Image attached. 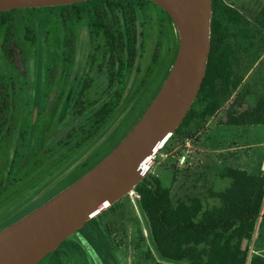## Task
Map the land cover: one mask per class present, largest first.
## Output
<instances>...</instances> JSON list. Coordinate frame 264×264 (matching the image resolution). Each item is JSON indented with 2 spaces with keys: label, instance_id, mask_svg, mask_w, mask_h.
Returning <instances> with one entry per match:
<instances>
[{
  "label": "trees",
  "instance_id": "1",
  "mask_svg": "<svg viewBox=\"0 0 264 264\" xmlns=\"http://www.w3.org/2000/svg\"><path fill=\"white\" fill-rule=\"evenodd\" d=\"M134 2L148 1L91 0L68 6L2 12L0 51L10 68H21L24 71L27 59L23 44L34 46L36 39L31 23L40 11L58 9L57 18L60 20H85L92 39L101 36L104 54L109 57L110 81L118 84L114 96L97 114V119L105 123L121 100L125 72L136 58L138 32ZM211 6V47L205 77L189 112L167 141L169 149L180 145L185 139H191L221 109L242 81V77L234 72L238 65L234 54L239 50V41L252 38L247 29L249 22L223 0H211ZM162 12L173 23L169 15L163 10ZM19 13H24L25 16L20 19ZM19 22L22 24L21 31L18 29ZM255 23L264 30V7ZM177 50L178 42L172 65ZM4 82L0 79V136L4 131V124L9 122L10 105L6 101L9 96ZM248 94L249 91L246 90L241 96L246 97ZM244 118L245 120L238 118L234 123L241 125L245 121L252 125H264V102L260 101L253 111L244 114ZM228 120H233V117L229 116ZM224 177L230 179L231 187L222 193H211L210 197L218 200V204L211 207H204L203 202L196 197L173 202L170 189L164 188L152 174H148L135 186L137 206L147 222L148 238L157 258L155 264H264V256L249 255L256 229H264V171L253 176L244 170L228 169ZM94 220L95 218L88 221L76 233L84 237L94 262L96 259L105 261L109 259L105 253L107 243L98 230L96 235L87 230ZM245 240L247 245L242 250ZM67 244H72L69 238L46 257L58 256ZM75 250L78 253L81 251L79 247Z\"/></svg>",
  "mask_w": 264,
  "mask_h": 264
},
{
  "label": "rangeland",
  "instance_id": "2",
  "mask_svg": "<svg viewBox=\"0 0 264 264\" xmlns=\"http://www.w3.org/2000/svg\"><path fill=\"white\" fill-rule=\"evenodd\" d=\"M223 1L236 9L249 22L247 29L252 38L248 41H239V50L234 54L238 61L234 72L242 77V81L221 109L190 139L189 148H178V152L188 151L187 165L177 164V151L170 153L167 158L159 156L154 160L150 174L157 177L164 188L170 189L173 202L196 197L203 202L204 207L217 205L218 200L210 197V194L222 193L231 187L230 179L224 177L228 169L244 170L253 176L264 171V125H252L245 121L241 125L234 123V120L238 118L245 120V113L253 111L260 101L264 102V30L255 23L264 7V0ZM58 12V9L42 10L31 23L36 42L34 46L23 44L27 58V76L15 74L3 60L1 51L0 76L13 77L14 81L27 91L29 83L48 82L46 66L55 69L56 76L59 74L61 58L58 54L62 52L64 27L57 18ZM24 16V13H19L20 19ZM140 22L143 23L144 46L147 48L145 47L137 72L129 79L125 102L117 116L119 120L123 118L132 103L136 110L140 109L141 112V109L152 101L153 96L148 98L149 91L141 87L148 80V75L152 74L154 77L161 72V77L158 76L151 84L156 85L158 90L161 88L172 67L176 42L179 45L177 29L164 13H162L161 21L158 10L148 6L146 14L139 16ZM158 23H162V46L159 53L161 64L157 62L147 72L150 65L149 57L158 33ZM21 25L19 22V31H21ZM71 27L75 39L74 64L84 69L85 56L89 49L85 20L78 23L72 22ZM1 41L2 33L0 32V46ZM38 47L40 53L36 54ZM98 63H95L90 73L93 78L92 88L86 96L90 102L100 101L103 95L105 77L96 73ZM246 90L249 94L246 97L241 96ZM24 97H20L17 102L27 101V97ZM24 108L27 112L29 111V102ZM229 116H232L233 120H228ZM167 146L166 150L169 149ZM129 195L96 217L87 227L88 231L96 228L107 243L108 249L106 248L105 253L109 259L105 261L96 259L97 264H155L157 262L148 238L147 222L138 209L134 192ZM43 204L17 201L7 203L0 212V231ZM9 210H15L14 213L17 215L14 216L12 213L13 215L6 217ZM69 240L76 241V236L69 237ZM79 249L81 251L78 253L72 245L67 244L59 254L64 262H44L45 259L39 264H95L86 248L79 247ZM255 254L264 256V229L261 231L256 229L251 241L249 255ZM48 259L51 261L50 257Z\"/></svg>",
  "mask_w": 264,
  "mask_h": 264
},
{
  "label": "flooded vegetation",
  "instance_id": "3",
  "mask_svg": "<svg viewBox=\"0 0 264 264\" xmlns=\"http://www.w3.org/2000/svg\"><path fill=\"white\" fill-rule=\"evenodd\" d=\"M134 6L138 32L136 58L125 72L121 100L105 123L97 119V114L114 96L118 84L110 81V62L108 55L104 54L101 36L92 39L86 21L89 49L85 56L84 69H81L78 64L75 65L73 58L75 39L71 23H78L79 20L68 19L60 20L64 27V35L61 43L62 52L58 54L61 62L57 76L55 69L46 66L48 82L29 83L27 91H24L13 77L0 76V79L5 81L4 86L9 96L6 101L10 105L9 122L4 124V131L0 136V212L7 203L12 201L45 204L72 185L112 151L152 102L147 103L144 108L141 106V112L140 109L137 111L132 103L123 118L121 120L117 118L125 102L129 79L137 72L139 62L142 61L145 53V33L143 23H139V16L145 15L148 6H151L158 10L162 21V8L154 3L134 2ZM161 46L162 23H158V33L149 57L150 65L147 72L157 62L160 63ZM39 53L38 47L36 54ZM96 62H99L96 73L105 77V85L102 99L90 102L86 96L92 88L93 78L90 73ZM12 70L23 77L28 74L27 65L24 71L21 68ZM160 74L161 72L154 77L152 74L148 75V80L141 87L149 91L147 97L154 98L160 90L156 89V85H151L158 76L161 77ZM24 96L27 97V101L18 103L20 97ZM27 102L30 108L28 112L24 108ZM14 212L15 210H9L6 217H10ZM16 215L14 213V216ZM90 231L94 235L97 234L96 228ZM72 236H76V241L71 244L73 249L82 247L88 251L89 247L82 235L75 233ZM50 258L51 261L47 257L43 260L46 259L44 262H64L59 255L50 256Z\"/></svg>",
  "mask_w": 264,
  "mask_h": 264
},
{
  "label": "water",
  "instance_id": "4",
  "mask_svg": "<svg viewBox=\"0 0 264 264\" xmlns=\"http://www.w3.org/2000/svg\"><path fill=\"white\" fill-rule=\"evenodd\" d=\"M91 0H0V13ZM173 21L179 45L173 65L144 114L121 143L88 173L0 231V264H39L85 224L134 191L150 174L203 83L210 53L211 0H148ZM247 241L243 242L245 250Z\"/></svg>",
  "mask_w": 264,
  "mask_h": 264
},
{
  "label": "built area",
  "instance_id": "5",
  "mask_svg": "<svg viewBox=\"0 0 264 264\" xmlns=\"http://www.w3.org/2000/svg\"><path fill=\"white\" fill-rule=\"evenodd\" d=\"M166 144H167V142L164 143L163 147L159 150V152H158L156 157L161 156L162 158H167L168 155H170V153L177 151V153H176V155H177V158H176L177 164L179 166L187 165L188 159H189L188 151H186V152H178V148H189L190 139H185L184 142H182L180 145H178V147L170 148L168 150L165 149ZM163 153H164V155H163ZM133 192H131V193H133ZM134 195H135L134 196L135 199L137 200L138 197L136 196L135 192H134Z\"/></svg>",
  "mask_w": 264,
  "mask_h": 264
}]
</instances>
